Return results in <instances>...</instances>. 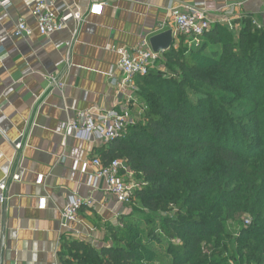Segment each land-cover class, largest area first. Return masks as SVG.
Here are the masks:
<instances>
[{
	"label": "trees",
	"instance_id": "16d2710c",
	"mask_svg": "<svg viewBox=\"0 0 264 264\" xmlns=\"http://www.w3.org/2000/svg\"><path fill=\"white\" fill-rule=\"evenodd\" d=\"M179 39L136 77L142 120L102 161H124L140 180L145 229L134 212L110 226L112 246L64 237L63 264H153L164 242L173 264H264V26L248 17L237 41L221 24L197 42ZM229 220L242 226L234 263Z\"/></svg>",
	"mask_w": 264,
	"mask_h": 264
},
{
	"label": "crops",
	"instance_id": "0c3cea01",
	"mask_svg": "<svg viewBox=\"0 0 264 264\" xmlns=\"http://www.w3.org/2000/svg\"><path fill=\"white\" fill-rule=\"evenodd\" d=\"M104 4L100 17L90 16L94 2ZM86 14V22L73 38L69 29L42 36L33 16L37 0H14L0 9V264H63L64 237L106 245L111 225L131 213L108 192L104 179L91 187L96 168L83 166L103 158L109 144L65 137L63 126L78 113L112 110L127 114L131 123L142 120L144 104L135 93L127 105L112 84L121 79L119 51L132 53L150 39L172 31V8L193 5L194 0H67ZM213 25L231 30L251 17L264 26L263 0H207ZM24 20L31 37L13 36L16 23ZM152 48V47H151ZM113 77V78H112ZM55 79V82L52 79ZM63 83L64 87L58 86ZM138 89V88H137ZM126 108V110H125ZM24 149L17 152L15 143ZM20 177L13 181L12 177ZM39 176L44 183L37 185ZM86 201L77 221L63 227L62 212L69 198ZM46 199L45 209L40 200Z\"/></svg>",
	"mask_w": 264,
	"mask_h": 264
},
{
	"label": "built area",
	"instance_id": "2783aa9c",
	"mask_svg": "<svg viewBox=\"0 0 264 264\" xmlns=\"http://www.w3.org/2000/svg\"><path fill=\"white\" fill-rule=\"evenodd\" d=\"M13 1L0 0V9H9ZM66 1L37 0L33 9V16L42 36L50 37L64 32L69 29L70 23H74L75 28L72 35L76 40L80 27L86 22V14ZM103 13L104 4L96 1L91 5L88 14L100 17ZM171 18L175 27L174 36L176 38L186 36L194 42L210 32L214 26V21L209 17L207 0H194L193 5L184 6L182 9L172 8ZM13 34L18 38H27L32 36L33 31L24 20L20 19L15 25ZM119 54L121 55L119 62L121 79H114L112 84L118 89L127 106L135 102L136 77L145 76L154 63L161 59L162 53L154 52L148 43H144L136 47L132 53L120 50ZM52 81L55 82V79L53 78ZM58 86L63 88L64 84L59 82ZM131 124L127 114L116 110L99 114L87 111L78 113L75 119L68 121L63 126V132L65 137H74L81 141L99 140L103 143H110L121 138ZM23 149L24 144L22 141L15 143L17 152ZM88 166L97 169L95 177L90 181L89 185L91 187L97 188L98 181L104 179L108 192L113 195L119 204L129 205L134 201L136 184L133 182L132 174L124 161L116 160L105 166L100 159H94L89 164L86 163L83 170L85 171ZM19 179L20 177L17 175L12 177L13 181ZM9 180V177H7L0 184L2 191H5ZM36 183L42 185L44 176H39ZM85 203L86 201L76 196L69 198V202L62 212L63 227H68L77 221L78 213ZM45 207L46 199L43 198L40 200V208L45 209ZM250 223L251 221L247 219L246 224L249 225Z\"/></svg>",
	"mask_w": 264,
	"mask_h": 264
},
{
	"label": "rangeland",
	"instance_id": "374dc122",
	"mask_svg": "<svg viewBox=\"0 0 264 264\" xmlns=\"http://www.w3.org/2000/svg\"><path fill=\"white\" fill-rule=\"evenodd\" d=\"M241 31H242V25H240V26L235 28L234 37H235L236 41L239 39ZM217 48H219L221 50V47H217ZM159 70L162 73H165V64H164V62L159 67ZM141 103H143V102H141ZM132 180L136 184V191H137L139 189L140 185H141V182L136 177H132ZM128 206H129V209H130L131 213L134 214V212H135V215H138L140 221L143 222V223L140 222V226H141L140 229H145L144 220L146 219V215L148 214L146 212V210L143 208L142 205L137 203L136 200L134 202H132L131 204H129ZM172 214H174V212H172L170 215H172ZM247 219H251V218L249 216L245 215L243 220H241V222H243L244 225H246V220ZM241 222H236V221L229 220L225 224V226H226L225 237H226V240L228 241V244L230 246V257L232 259H234V260H232V263H234L236 261V251H235L234 242L232 240H233V238L237 237V235H238V233H239V231H240V229L242 227L241 226ZM143 234H144L143 242L146 245V243H147V235L145 233H143ZM104 241H105L106 245L112 246L110 238H108V239H106ZM173 243H177V241L175 240ZM168 248H169V243H167V242H164L163 246L155 244L152 247V250L157 253V260L153 264H173V262L171 260H169V258L167 256V253H166ZM141 264H149V263H141Z\"/></svg>",
	"mask_w": 264,
	"mask_h": 264
},
{
	"label": "water",
	"instance_id": "95a60500",
	"mask_svg": "<svg viewBox=\"0 0 264 264\" xmlns=\"http://www.w3.org/2000/svg\"><path fill=\"white\" fill-rule=\"evenodd\" d=\"M173 44L174 37L172 31L163 32L150 39V45L156 53H164L169 50Z\"/></svg>",
	"mask_w": 264,
	"mask_h": 264
}]
</instances>
